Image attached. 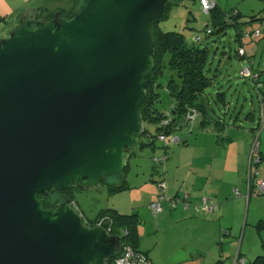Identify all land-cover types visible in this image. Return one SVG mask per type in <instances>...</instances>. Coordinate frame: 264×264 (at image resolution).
Returning <instances> with one entry per match:
<instances>
[{"label":"water","instance_id":"95a60500","mask_svg":"<svg viewBox=\"0 0 264 264\" xmlns=\"http://www.w3.org/2000/svg\"><path fill=\"white\" fill-rule=\"evenodd\" d=\"M179 0H81L71 18L25 8L0 38V264H104L122 245L64 195L119 182L143 136L150 23Z\"/></svg>","mask_w":264,"mask_h":264},{"label":"rangeland","instance_id":"374dc122","mask_svg":"<svg viewBox=\"0 0 264 264\" xmlns=\"http://www.w3.org/2000/svg\"><path fill=\"white\" fill-rule=\"evenodd\" d=\"M80 1L28 0L27 3L28 6L30 5L29 7L38 8L41 5L48 8L38 11L53 15L58 10L60 12L64 11L66 14L71 12L72 7L74 8L77 2L79 4ZM215 2L222 10L237 6L244 16L241 19L242 21H249L252 16L257 15L263 8L261 0H215ZM209 21L210 16L201 10L197 1L180 0L171 2L165 18L160 22L159 26L163 30L180 31L190 43L193 37L197 35L201 37V41L195 43V45L206 46L208 49V60L205 70L211 81L210 90L206 91L202 96L204 110L215 120L220 118L227 127L235 121L240 113L239 116L242 113V116L246 115L248 108H250V111L255 110L259 101L257 99V90L254 88L252 80L239 76V71L245 68V64L243 63L244 59L240 60L235 57L239 41L235 40L234 30L226 29L223 34L206 37L204 30L209 25ZM167 25L170 28L166 27ZM253 27L258 28L260 25L254 23ZM244 28L247 29L248 25H244ZM241 43L246 52L245 55H248V57L255 55L254 59H252V56L250 58L254 61L255 67H258L259 71L264 72V38L256 42H251L249 38H243ZM245 55H242V57H245ZM167 60L168 56L166 55L164 62H167ZM170 77H173L177 82L175 75L166 66L163 69V74L155 80L156 85L159 86L154 88L155 93L158 95L156 108L167 114L170 113L172 105V100L166 89ZM219 94L223 95L224 101L221 102L222 96ZM199 117L202 118L201 115ZM238 122L247 121L240 118ZM189 123L192 127L189 126L184 134L176 132L173 136L167 138L165 142H162L157 138L155 139L157 132L154 125L145 122L143 127L148 138L142 137L140 141L146 146H140L139 144L132 151V156L129 158L128 165L124 171L125 189L112 192L109 189V183L100 182L96 187L87 191L77 192L74 195L75 207L85 222H94L107 209L117 210L123 214H136L137 250L143 253L149 252V255L157 264H159V261L163 262L164 258L172 253L176 247H187L190 245L202 247L206 260L212 261L207 255L208 251L217 246L221 247L219 239L221 241L222 238L229 237V235L225 236L228 234L227 230L219 229V222L211 221L213 220L210 219L212 213H205L195 207L203 198L213 202L210 197L213 195L214 188H211L207 193L210 197L202 194V191H200L202 188L198 182H193V173L187 169L193 157L199 155L194 146L196 142L194 139L197 134L199 136L196 139H199L203 137L202 135L213 131V126L202 127V130H200L198 120L190 121ZM227 131H230L229 128ZM215 138L216 135L213 138L216 144ZM150 143L152 145H149ZM166 144L167 146L165 147ZM226 145L211 146V149L223 150ZM231 145H233L232 151L234 152L237 144L231 143ZM196 147L198 148L197 145ZM215 156L217 157L218 153H215ZM154 159L156 161L162 159L161 167L154 163ZM234 162L235 158H233V164ZM154 166L157 167L158 173L154 172ZM160 172L164 173L162 178L158 175ZM182 175H187L189 177L188 181L184 182L181 178ZM219 183L220 181L215 187L218 190L221 189ZM158 194L163 195L165 198L161 201L164 212L159 217H155L151 214L149 207L158 198ZM170 198L181 201L175 211H169ZM184 204L188 206L187 210H183ZM213 204L217 205L216 202H213ZM181 212L188 214L184 221L174 218L172 223H167L168 220H165L168 215L176 213L177 216H180ZM225 212L228 213L227 211ZM244 215L241 223H235V238L238 241L241 240L239 237L244 224ZM197 218H207L210 222L203 223ZM257 221L259 220L257 219L254 222V227ZM222 223L223 228H226L225 221H222ZM217 232L219 234L218 239L216 238ZM248 233L249 230H247V236L242 243L243 251L241 254H244L246 259L253 256L252 262L257 256L256 252L260 249V243H257L256 232L253 239L248 238ZM224 250L228 252L227 249ZM236 253L234 252L233 256L230 255L231 258L218 257V262L231 264Z\"/></svg>","mask_w":264,"mask_h":264},{"label":"trees","instance_id":"16d2710c","mask_svg":"<svg viewBox=\"0 0 264 264\" xmlns=\"http://www.w3.org/2000/svg\"><path fill=\"white\" fill-rule=\"evenodd\" d=\"M194 1H197L201 8L200 0ZM261 2L263 5L261 11L257 15L252 16L249 21H242L241 19L244 16L237 6L222 10L218 5H216L214 1V6L206 13L210 16V21L209 25H207L206 29L204 30V35L208 37L210 35L223 34L226 29H233L236 36L235 40L239 41L237 50L239 48L243 49V44L241 43L243 38H249L250 41L253 40L251 42H256L260 39H263L264 37L261 35L264 31V28L262 29V25L264 23V0H261ZM170 5L171 3H168L166 5L165 14L162 18L153 20L150 23V32L154 41V78L152 83L149 84L146 89V98L144 99L140 107V114L143 118L144 123L149 122L150 124L154 125L157 132L155 139H159L160 136H163L166 141L167 138L173 136L176 132L187 130L189 126L192 127V125L189 123L190 121L193 122L195 120H198L199 128L213 126V131L216 135L215 139L217 140V143L223 144L226 141L230 140V138L228 136H224L223 133L224 127H226V125L222 123L223 121H221L220 118L215 120L212 116L207 114V112L204 110V104L202 100V96L204 95V93H206V91L210 90L211 88V81L205 70V66L208 60V49L206 46L200 47L195 45V43L201 41V37L198 35L193 37L192 42L190 43L180 31L163 30L159 26L160 22L165 18ZM75 7H72L71 12L67 14L64 11H61L60 13L61 15H66V18L69 19L72 17ZM40 15H46L47 17V14H43L42 12L40 14H37V18ZM254 23L259 24L260 27L254 28ZM244 25H248V28H244ZM166 27L170 28L169 25H167ZM259 30L262 31L260 35L257 38H252L251 34L254 31ZM237 50L235 52V57H238L240 60H250V57H248L247 55H245V57L238 55ZM166 55L168 56V60L167 62H164V57ZM246 61H244L245 65ZM251 62L252 72L256 75V78L252 77L254 76L253 74L251 77L243 78L252 80V84L257 90V99L259 103L253 111H250V108H248L249 110L246 116L250 115L252 120L257 121L258 126L261 118V112L264 108V97H262V93L260 91L261 87L259 85V77L261 72L258 70V67H255V63L253 66L252 60ZM166 66L177 78L176 82L173 77H170L166 85L168 95L172 100L171 110L168 114L156 108L158 95L154 90L155 87L159 86L156 85L155 80L158 76L163 74V69ZM220 96H222L221 102L224 101L223 95ZM200 115L202 116V118L199 117ZM142 137L148 138L145 130ZM139 144L140 146H146L141 141L139 142ZM149 145H152V143H150ZM166 146L167 144L165 145V147ZM161 160L156 161L154 159V163L158 167H161V164L163 163L161 162ZM154 168V172L158 173V170L156 169L157 167L154 166ZM163 174V172H160L158 175L160 178H162ZM109 189L112 192L124 190V179L122 178L121 181L115 184H109ZM158 196L159 194L157 195V197ZM177 207L175 209H177ZM44 208L49 209L47 207ZM169 209L172 211L175 210L170 205ZM100 215H106L107 218H109V221L111 222V230H113L114 233L117 234V237L122 240V243H127L134 249L136 253H140L143 256V259L146 261V264H155L149 259L147 253H143L137 250L138 239L135 230L137 221L136 214H123L119 213L117 210L107 209ZM85 223L91 226V224H89L88 222ZM113 231H110V233L112 234ZM116 256L117 255H115V257ZM237 256L239 257V254ZM112 257L108 258L107 260L111 259ZM219 263L224 264L223 262ZM251 264H264V253L257 255L253 259Z\"/></svg>","mask_w":264,"mask_h":264},{"label":"crops","instance_id":"0c3cea01","mask_svg":"<svg viewBox=\"0 0 264 264\" xmlns=\"http://www.w3.org/2000/svg\"><path fill=\"white\" fill-rule=\"evenodd\" d=\"M27 1L28 0H0V38L5 37L11 29L16 26L21 12L25 9L24 7L30 6H28ZM31 8L35 7L31 6ZM42 8L45 7L40 5L35 9L37 11V9ZM244 53L246 54V52ZM251 56L252 59L255 58V55ZM252 59L250 58L249 61ZM259 82L261 87L260 91L262 93V97H264V72L260 73ZM242 115H238L230 126L224 127V136H228L230 138L229 141L220 144L217 143V140L215 139L216 144L219 146L227 144L223 150L211 149V146H217L213 140L215 136V133L213 136L214 131H209L208 134L202 135L203 137L199 139H196L199 136L197 134L194 139L196 140L194 146L199 155H195L192 162H190L187 167L188 171L193 173V182H198L199 186L202 188L200 190L202 191V194L208 196L207 193L209 190L214 188L213 195L208 197H210L213 202L217 203V207L211 214L210 219L214 220H211L212 222H219V229L227 230L228 234L225 236L229 235V237L222 238L221 241L219 239L222 246H217L216 248L208 251L207 255L212 261L206 260L202 247H199L198 245H190L187 247H176L173 249L172 253L164 258L163 262L159 261V264H218V257L231 258L230 255L233 256L234 252H237L236 255L239 254V257L244 264H251L253 256L246 259L245 255L241 254L243 251L242 243L245 241L247 236V230H249L248 238L253 239L254 233L256 232L257 234V243H260V249H258L256 255L264 253V196L258 194L257 187V184L264 179V128L261 131H257V121L252 120L250 115ZM240 118H243L247 122H238ZM228 128L230 131H227ZM200 130L202 129L200 128ZM186 131L187 130H183L181 133L184 134ZM257 135V147L253 153L255 154L254 164L252 161L253 154L251 153V150L255 136ZM175 141L177 142V140ZM183 143L185 144V142ZM231 143L237 144V148L234 152L232 151L233 145H231ZM215 153H218L217 157L215 156ZM233 158H235L234 164ZM249 176H251L250 183L248 182ZM181 178L184 182L189 179L187 175H182ZM219 181V184L221 185L220 190L215 188ZM235 189L237 190L238 195L234 192ZM169 211L172 210L169 209ZM187 215L188 214L184 212H181L180 216L173 213L168 215V218L165 220H168L167 223H172L174 218H176V220L184 221ZM243 215L244 230L242 226V232H240L239 237L241 240L238 241L235 238L236 232L234 228L236 226L235 223L242 222ZM257 219L259 221H257V224L254 227V222ZM197 220L203 223H207V221L210 222L207 218H197ZM222 221H225L226 228H223ZM216 238H219L218 232L216 234ZM224 249H227L228 252ZM147 255L153 263H156L151 255H149V252ZM234 258L232 259L231 264H234ZM226 264H228V262Z\"/></svg>","mask_w":264,"mask_h":264},{"label":"built area","instance_id":"2783aa9c","mask_svg":"<svg viewBox=\"0 0 264 264\" xmlns=\"http://www.w3.org/2000/svg\"><path fill=\"white\" fill-rule=\"evenodd\" d=\"M201 8L204 13H207L213 6H214V0H200ZM264 28V23L262 25V29ZM260 35V30L259 31H254L251 34L252 38H257ZM237 54L242 56L245 55L244 50L239 48L237 50ZM246 61V59L244 60ZM252 62L251 61H246L245 68L239 71V76L241 77H251L253 72H252ZM254 78H256V75L253 74ZM264 128V108L261 112V118L259 121V124L257 126V131H261ZM159 139L161 141H165V138L163 136H160ZM257 141H258V135L255 136L254 143L252 144V150L251 153L253 154L256 147H257ZM255 154L252 155V161L255 164ZM251 180V176H249V183ZM258 187V194L264 196V179L257 184ZM234 192L236 195H238L237 190L235 189ZM165 198L163 195H159L156 200H154L149 207V210L151 214L155 217H159L161 213H163V209L161 206V201H163ZM181 203L180 200H175L170 198L169 199V205L175 209L177 205ZM197 209H201V211L205 213H212L217 205L213 204L211 201H208L206 199H201L199 202L198 206H195ZM184 210L188 209V206L184 204L183 206ZM122 251L120 254H118L116 257H112L111 259L105 261L104 264H146V261L143 259V256L140 253H136L134 249L128 245L127 243H122ZM234 264H244V262L236 255L234 258Z\"/></svg>","mask_w":264,"mask_h":264},{"label":"flooded vegetation","instance_id":"af4514ba","mask_svg":"<svg viewBox=\"0 0 264 264\" xmlns=\"http://www.w3.org/2000/svg\"><path fill=\"white\" fill-rule=\"evenodd\" d=\"M51 8H52V6H51ZM42 9H48V8H42ZM38 10H40V9H37L36 12H37V14H40V11H38ZM56 13H59V16H62V17L64 16V15H61L60 10H58L53 15L52 14L51 15H47V17H46V15H40V16H38V18H40V17H46L48 19H51V17H53ZM43 14H45V13H43ZM65 17H66V15H65ZM105 183L115 184V182H111V181L110 182L106 181ZM80 191H82V190H80V189H78L76 187H72V188H69V189L64 190L62 192H57L54 195H47V196H41L40 195L38 198L42 200L43 207L52 208V206H54L60 200V198L62 196L67 195L73 201L74 207H75L74 195H75V193L80 192ZM103 220H105V223H109L110 222L109 221V218H107L106 215H103V216L102 215H99L94 222H88V223L91 224V226H93V225H96L100 221H103ZM111 231H113V230H111ZM111 235L112 236H117V234H115L114 231H113V233ZM120 243L122 244V240L121 239H120Z\"/></svg>","mask_w":264,"mask_h":264}]
</instances>
